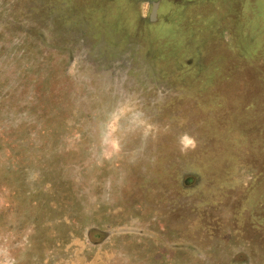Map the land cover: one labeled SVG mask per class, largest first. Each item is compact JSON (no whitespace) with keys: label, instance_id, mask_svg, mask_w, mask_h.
Wrapping results in <instances>:
<instances>
[{"label":"rangeland","instance_id":"374dc122","mask_svg":"<svg viewBox=\"0 0 264 264\" xmlns=\"http://www.w3.org/2000/svg\"><path fill=\"white\" fill-rule=\"evenodd\" d=\"M0 264H264V0H0Z\"/></svg>","mask_w":264,"mask_h":264},{"label":"clouds","instance_id":"9594fccd","mask_svg":"<svg viewBox=\"0 0 264 264\" xmlns=\"http://www.w3.org/2000/svg\"><path fill=\"white\" fill-rule=\"evenodd\" d=\"M180 142L182 145V148H181L182 151H184L190 147H195V141L193 139L189 138L187 135L182 137Z\"/></svg>","mask_w":264,"mask_h":264},{"label":"water","instance_id":"95a60500","mask_svg":"<svg viewBox=\"0 0 264 264\" xmlns=\"http://www.w3.org/2000/svg\"><path fill=\"white\" fill-rule=\"evenodd\" d=\"M154 16V15H153Z\"/></svg>","mask_w":264,"mask_h":264}]
</instances>
